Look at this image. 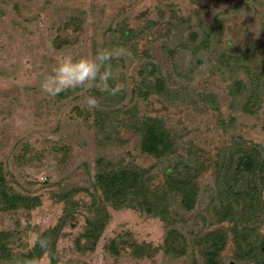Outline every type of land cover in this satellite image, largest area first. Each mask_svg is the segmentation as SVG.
<instances>
[{
    "label": "rangeland",
    "instance_id": "obj_1",
    "mask_svg": "<svg viewBox=\"0 0 264 264\" xmlns=\"http://www.w3.org/2000/svg\"><path fill=\"white\" fill-rule=\"evenodd\" d=\"M217 19L222 27L212 39L220 38L223 49L240 48L248 58L233 71L218 66L216 53L192 50L190 31H197L199 42ZM118 45L132 55L112 61L124 85L116 95L80 88L49 97L40 88L63 54L90 56L98 46ZM157 78L164 82L158 88L150 85ZM235 80L245 87L232 93ZM251 90L259 94L252 112L246 110ZM90 94L99 98L92 110L86 104ZM99 112L109 116L112 142L104 141L95 124ZM139 116L162 117L179 146L186 143L203 155L199 202L183 212L188 224L181 223L183 231L200 228L215 187V152L239 136L264 145V0H0V173L6 180L0 186V233L12 252H28L64 214L67 203L59 195L65 192L72 193L76 217L61 231L54 262L44 253L14 264H193L191 249L181 256L165 250L164 220L140 208L108 205L94 248L76 245L92 216L93 198L101 200L95 182L99 157L150 167L157 174L153 185L164 181L166 166L177 159L156 160L140 150L141 136L132 129ZM13 193L39 201L32 208L10 205L6 197ZM261 196L264 202V189ZM257 225L264 234V212ZM112 239L118 253L108 248ZM133 241L155 248L153 254L137 256ZM233 251L229 240L222 251L225 264H239Z\"/></svg>",
    "mask_w": 264,
    "mask_h": 264
},
{
    "label": "trees",
    "instance_id": "obj_2",
    "mask_svg": "<svg viewBox=\"0 0 264 264\" xmlns=\"http://www.w3.org/2000/svg\"><path fill=\"white\" fill-rule=\"evenodd\" d=\"M216 27L221 31L222 24L218 19L215 26L212 24L205 30V37L199 42H197L199 38L197 31H190L189 40L195 43L192 47L193 53L199 49H208L207 51L216 53L218 66L223 65L233 71L243 63V59L248 60V58L246 54L240 53V48L223 49L220 38L213 40L212 35ZM122 34L124 38L129 36L126 29ZM197 61L201 62L199 59ZM150 85L158 88L163 86L164 82L157 78ZM244 87L242 80H235L231 87L232 93L241 91ZM147 93L145 91V94ZM66 94L67 91H64L59 95L64 97ZM258 98L259 94L251 90L248 101L253 102L246 107V110L254 111L259 104ZM124 111L130 115L129 117L137 118L136 113L127 109ZM104 116L109 117L104 112H99L95 124L104 134V141L112 142L114 141L110 136L112 134L109 131L106 134L111 123L106 124ZM116 127L114 130L118 131ZM132 129L141 136L139 146L142 152L156 160L170 156H175L177 159L166 166L163 173L164 181L153 185L151 179L157 174L151 172L150 167L127 162L124 157L117 160L99 157L96 161L98 169L95 182L96 189L101 191V200L97 196L93 198L92 216L86 218L84 231L76 239L78 248L81 250L94 248L104 229V222L108 216L106 208L110 205L116 208H140L146 213L160 216L168 230L165 250L181 256L191 249L193 264H197L196 260H198L194 259L195 248L200 251L202 264H225L222 251L229 240L234 244L233 256L239 264H264V234L257 225L258 222H262L264 212L261 196V191L264 189V145L248 143L244 137L239 136L234 138L232 143L222 146L215 152L217 156L213 164L215 187L208 195L206 214L202 213L203 225L197 229L189 227L183 231L181 223L188 224L183 212L195 210L199 202L201 190L199 176L204 171L205 159L201 153L196 149L192 150L186 143L179 146V140L172 134L162 117L139 116ZM5 182L4 176L0 173V186ZM59 198L67 203L64 214L56 225L41 233L28 252H12L6 245V234L0 233V264L32 261L42 257L44 253H48L51 261H55L56 246L61 231L69 221L76 219L71 206L72 193L65 192L59 195ZM38 201L37 196L20 193L6 197V203L24 205L27 208H32ZM226 221L230 223L225 225ZM215 224L218 226L211 228ZM39 239L46 241L45 247L40 246ZM126 242L127 240H122V243ZM132 246L133 252L140 257L144 253L151 256L155 250L150 245L136 241L132 242ZM108 248L118 253L117 243L113 239Z\"/></svg>",
    "mask_w": 264,
    "mask_h": 264
},
{
    "label": "clouds",
    "instance_id": "obj_3",
    "mask_svg": "<svg viewBox=\"0 0 264 264\" xmlns=\"http://www.w3.org/2000/svg\"><path fill=\"white\" fill-rule=\"evenodd\" d=\"M132 53L124 45L114 47L98 46L90 56L75 57L66 53L60 56L50 72L40 80V88L49 97H56L67 90L94 88L99 92L116 95L123 88V82L117 78L112 61L116 58L131 56ZM89 110L99 107V98L90 94L86 98ZM43 248L44 239H39Z\"/></svg>",
    "mask_w": 264,
    "mask_h": 264
}]
</instances>
